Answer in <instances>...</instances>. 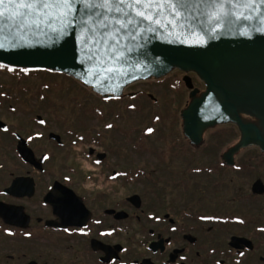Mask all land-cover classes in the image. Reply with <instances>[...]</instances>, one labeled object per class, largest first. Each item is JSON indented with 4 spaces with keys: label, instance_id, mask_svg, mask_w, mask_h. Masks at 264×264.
<instances>
[{
    "label": "flooded vegetation",
    "instance_id": "obj_1",
    "mask_svg": "<svg viewBox=\"0 0 264 264\" xmlns=\"http://www.w3.org/2000/svg\"><path fill=\"white\" fill-rule=\"evenodd\" d=\"M179 72L187 109L191 91L184 77L189 75ZM130 87L118 99L95 97L104 103L161 101ZM182 114V124L165 133L159 159L186 164L176 178L182 191L193 192L200 177L210 180L214 196L205 190V197L193 195L204 207H143L134 194L142 202L135 207L129 200L134 195L116 200L115 191L96 186L102 180L125 188L146 179L128 166L126 146L105 150L88 129H68L72 119L51 109L46 92L16 93L0 84V264H264V153L258 148L259 156H240L241 150L229 165L227 153L235 145L229 148L227 127L237 126L208 129L196 144L185 135ZM131 143L148 153L146 141ZM228 175L231 184L244 185L231 198L225 190ZM89 182L95 188L84 191ZM257 183L262 187L255 192ZM254 200L263 206L251 207Z\"/></svg>",
    "mask_w": 264,
    "mask_h": 264
},
{
    "label": "water",
    "instance_id": "obj_2",
    "mask_svg": "<svg viewBox=\"0 0 264 264\" xmlns=\"http://www.w3.org/2000/svg\"><path fill=\"white\" fill-rule=\"evenodd\" d=\"M0 9L5 17L0 23V64L64 74L105 99L120 98L128 86L160 80L174 70L193 73L206 89L200 92L191 77H184L185 86L191 91V102L182 112L185 135L199 144L206 130L234 124L241 138L227 153L229 165L232 156L249 147L264 153V5L259 2L251 5L238 0L225 4L223 9L205 3L192 8L195 17L177 21L165 13L156 18L159 24H145V29L152 30L144 32L137 51L128 53L134 67L117 66L122 73L134 74L135 79L132 75L112 77L106 65L86 59L84 40L88 34L79 28L82 10L73 26L59 35L56 29L60 25L56 23L22 30L9 19L22 9L16 5H3ZM229 11L230 16L221 15ZM217 16H221L219 22ZM244 16L249 19H242ZM260 185L256 184L255 192ZM69 194L76 198L71 191ZM129 200L141 207L139 196ZM78 205L85 207L81 200Z\"/></svg>",
    "mask_w": 264,
    "mask_h": 264
},
{
    "label": "rangeland",
    "instance_id": "obj_3",
    "mask_svg": "<svg viewBox=\"0 0 264 264\" xmlns=\"http://www.w3.org/2000/svg\"><path fill=\"white\" fill-rule=\"evenodd\" d=\"M0 84L8 90L20 92H46L50 97L51 109H62L68 119V129L78 127L79 130L88 129L91 135L97 137L102 148L109 150L112 147L123 150L126 146V154L130 156L128 162L130 167L139 171L134 175L145 177L142 182L134 181L131 186L123 188L118 185L119 182L105 183L102 180L97 184V188H104L114 192L113 198L116 200L128 197L134 194L139 195L143 201V207H204L196 204V196H214L213 187L209 185L210 180L202 181L199 177L196 180V187L193 192L182 191L177 183V177L185 171L186 164L168 160L165 162L159 159L165 150V133L169 131L170 125L182 124L180 118L181 111L186 109L184 102L188 98V92L180 84L181 74L174 70L167 77L158 82L140 81L130 85L131 92L146 90L155 97L161 99L159 104H152L147 99H132L125 102H103L95 97L91 89L85 87L80 81L64 74H57L48 71H36L20 73L8 69H0ZM23 76V78L15 77ZM196 82L197 89L200 92L205 91L204 83L197 75L190 73ZM47 86V87H46ZM26 96V95H24ZM28 97H30L28 95ZM135 105V107H131ZM183 110V111H184ZM154 117H160V121ZM97 118V119H96ZM166 122H163V120ZM248 120H251L247 117ZM108 124L113 127L109 129ZM73 125V126H72ZM154 131L149 133L148 129ZM227 131L232 134L228 138L229 148L236 145L241 136L238 128L229 126ZM147 132V134H146ZM144 133V135H143ZM146 141L149 146L148 153L143 149L134 148L131 141ZM130 143V144H129ZM131 146H129V145ZM111 146V147H110ZM122 154V153H120ZM260 155L259 149L249 147L240 152V156ZM239 156V155H238ZM86 165V164H85ZM126 167V164H117ZM87 166V165H86ZM110 174V173H109ZM136 178V176H134ZM230 176L226 178V195L229 198L234 197L240 188L244 185L238 184L236 180L230 183ZM144 179V178H143ZM176 179V180H175ZM206 179V178H205ZM252 179H249L251 182ZM157 183L156 185L153 183ZM248 180H243V183ZM212 182V180H211ZM209 185V186H207ZM95 188L91 182L86 185V190ZM209 194H205L204 191ZM213 192V193H212ZM193 193V194H192ZM195 193V194H194ZM212 193V194H211ZM198 196V197H199ZM204 201V199H202ZM251 207L263 206V201H250Z\"/></svg>",
    "mask_w": 264,
    "mask_h": 264
},
{
    "label": "snow or ice",
    "instance_id": "obj_4",
    "mask_svg": "<svg viewBox=\"0 0 264 264\" xmlns=\"http://www.w3.org/2000/svg\"><path fill=\"white\" fill-rule=\"evenodd\" d=\"M236 2L238 0H0V6L16 5L22 9L9 17L22 30L30 26L51 27L56 23L60 25V28L56 29L59 35H63L64 30L73 26L82 10L84 15L79 18V28L88 34L84 40L86 59L106 65L112 77L132 75L135 79L137 77L134 74L122 73L117 66L134 67L130 64L128 53L137 51L140 48L138 41L144 39V32L152 30L145 29V24H159L156 18L165 13L174 16L177 21L195 17L192 8L205 3L223 9L225 4L231 5ZM242 2L251 5L259 2L264 5V0ZM77 5L81 7L77 8ZM221 15L228 17L231 12H222ZM4 18V11L0 9V23H3ZM220 19L221 16L216 17L217 22ZM242 19L248 20L249 16ZM131 107L134 108L135 105ZM107 127L111 129L113 125L108 124ZM153 131L151 128L148 129L149 133ZM8 234L12 235L10 232ZM26 235L30 236L31 233Z\"/></svg>",
    "mask_w": 264,
    "mask_h": 264
}]
</instances>
